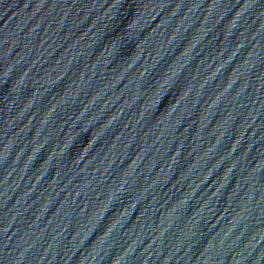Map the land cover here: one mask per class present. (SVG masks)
<instances>
[{"label": "water", "instance_id": "water-1", "mask_svg": "<svg viewBox=\"0 0 264 264\" xmlns=\"http://www.w3.org/2000/svg\"><path fill=\"white\" fill-rule=\"evenodd\" d=\"M0 264H264V0H0Z\"/></svg>", "mask_w": 264, "mask_h": 264}]
</instances>
